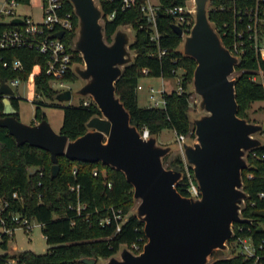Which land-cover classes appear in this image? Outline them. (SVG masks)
<instances>
[{"label":"water","instance_id":"water-1","mask_svg":"<svg viewBox=\"0 0 264 264\" xmlns=\"http://www.w3.org/2000/svg\"><path fill=\"white\" fill-rule=\"evenodd\" d=\"M77 18L71 49L82 62H74L72 72L80 80L76 88L58 90L57 102L91 97L99 113L85 123L86 131L69 138L55 131L43 118L27 124L15 117L11 103L14 89L1 80L2 116L18 144L25 142L50 152V176L59 172L58 156L86 162L101 161L120 170L133 187L137 202L133 214L143 222L147 241L135 253L127 244L108 257H83L82 264H208L212 252H229L234 223H251L243 216L249 197L244 188L243 170L254 169L249 152L264 147V122L238 115L236 77L232 76L241 56L233 54L210 18L211 0H185L193 17L192 26L182 33L177 50L195 60L190 91L196 94L197 111L188 110L194 136L181 142L161 144L157 133L142 137L131 122V114L117 93L116 82L125 68L134 63L136 40L131 25L119 24L107 40L104 10L100 0H68ZM160 14V11H158ZM20 23V17L12 18ZM134 32V33H133ZM59 30L52 35L62 37ZM180 149L185 164L192 168L200 187L199 196L182 194L176 184L184 172L169 168L165 157Z\"/></svg>","mask_w":264,"mask_h":264},{"label":"trees","instance_id":"trees-1","mask_svg":"<svg viewBox=\"0 0 264 264\" xmlns=\"http://www.w3.org/2000/svg\"><path fill=\"white\" fill-rule=\"evenodd\" d=\"M20 3L29 0H17ZM104 15L115 11L114 18L105 19V35L111 40V35L119 24L131 25L136 40L132 47L136 50L134 63L125 68L124 73L116 82V90L131 114V122L141 130L144 127L150 133H159L164 128H171L176 135L194 136V125L188 117L190 109V82L196 66L194 59L184 56L177 50L181 36L173 28V18L166 12L172 4H182L185 0H160V14L157 15V28L160 33L158 41L150 38L148 22L139 4L122 10L120 0H100ZM238 7L252 4L253 0H236ZM67 10H72L68 0H64ZM210 18L215 23L224 43L228 46L230 37L222 35L220 26L223 22L232 24L234 16L231 6L233 0H211ZM224 5L225 10L218 7ZM12 26L10 22H0V30ZM77 27L74 17V28L67 31L63 37L67 47L71 49L72 39ZM161 48L166 53L158 55ZM75 60L82 62V57L76 51ZM0 80L19 77L33 83L36 91L53 99L58 91L50 83V77L45 72V56L35 48L12 47L0 48ZM20 58L23 63L21 70L3 66L4 59ZM236 66V99L239 104L238 115L248 117L247 110L257 100H264V84L253 79L262 70L264 72V52L257 53L249 49ZM147 69V73L143 69ZM180 74L182 92L173 90L162 92L165 106H140L137 100V86L143 76L169 77ZM67 77L76 78L73 72ZM88 100V104H83ZM12 105L17 109L15 117L19 118L18 99L11 97ZM0 107H2L0 96ZM99 113V109L91 97L81 98L77 104L63 106V121L60 132L69 138H75L86 131L88 118ZM2 116V113L0 112ZM46 118V114L36 109L35 121ZM250 120V119H249ZM264 153V147L255 149ZM166 159V157H165ZM254 169L243 170L244 188L249 197L245 201L242 214L251 218V223H234V236L228 240L232 244L238 235H252L256 242L264 238V158H254L248 155ZM52 161L50 152L46 149L25 142L18 144L6 127L0 126V198L8 201V206L2 215L9 212H21L29 218H34L43 226L46 241L50 245L44 253L32 250H21L10 255L0 254V264H82L83 257H108L116 253L121 244L141 242L147 237L143 231V222L133 213L126 216L134 206L133 187L120 170L103 164L101 161L86 162L71 160L65 155L58 156L59 172L50 176ZM35 167L34 171H29ZM167 167L182 170L184 177L178 182L177 189L184 195L188 192L183 184L186 180L185 168L194 176L192 168L187 166L181 154L170 159ZM42 171V174H40ZM96 171V174H94ZM253 174L248 177V173ZM71 186H78L71 189ZM19 197L14 198L13 192ZM260 193H263L261 196ZM78 203L84 204L80 212ZM120 214L121 217H116ZM109 218L108 222H101ZM120 226L117 229V226ZM239 226L244 229L240 230ZM9 235L2 233L1 245L7 248ZM231 253L235 252L232 246ZM264 252V251H263ZM210 264H264V255L254 262L253 258H245L242 254L220 257Z\"/></svg>","mask_w":264,"mask_h":264},{"label":"built area","instance_id":"built-area-1","mask_svg":"<svg viewBox=\"0 0 264 264\" xmlns=\"http://www.w3.org/2000/svg\"><path fill=\"white\" fill-rule=\"evenodd\" d=\"M12 6L18 4L17 0H9ZM157 4L151 3L150 0H120V8L125 10L132 6L139 4L143 15L146 17L148 22V28L150 30V38L158 41L160 33L157 28V15L160 11L161 3L160 0ZM233 0L231 6L232 13L234 16L233 22L229 25L228 22H223L220 26L222 35L230 37L228 48L233 54L243 56L249 49H254L257 53L264 52V0H253L252 4H245L238 7ZM42 17L41 20L36 22L31 20L29 17L17 14L11 7L8 9H1V13L5 12L11 16V19L7 22L12 23V26L3 30H0V48L7 49L12 47H28L35 48L45 58V72L50 77V83H58L59 86H64L63 80L67 77L68 73L72 72V65L75 60V52L69 49L63 40L64 35L67 31H71L74 28V17L73 10H67L64 4V0H42ZM221 10H225L224 5L218 7ZM166 12L173 18V24H177L182 33L189 32L193 17L191 16L186 3L172 4L166 8ZM115 16V11L104 15L103 19H112ZM20 17L22 22L14 23L12 18ZM77 19V18H76ZM63 30L62 37H56L52 34L56 31ZM181 36V35H180ZM166 48H161L158 51V55L166 53ZM79 53V52H78ZM80 54V53H79ZM81 56V55H80ZM2 57L0 56V59ZM3 66L11 67L14 70H21L23 63L20 58L4 59ZM144 73H147V69H143ZM262 76V82L264 84V72L259 70ZM257 74V73H256ZM256 74L253 76L255 79ZM177 77V76H176ZM178 78L177 91L180 93L183 91L180 85L181 77ZM23 80L19 77L10 78L6 82L14 89ZM257 81V80H256ZM1 83V80H0ZM53 87V86H52ZM141 85L138 84L137 89ZM151 91H155L154 87L151 86ZM59 90V89H57ZM164 90L162 89L161 93ZM15 94V93H14ZM2 97V96H1ZM152 100L151 106L163 107L165 106V99L161 101L156 97L154 93L149 95ZM88 100H83V104H88ZM142 137L147 138L150 135L149 129L144 127L141 129ZM185 138V135H177V140L180 143ZM254 158H264V153L260 154L256 150L249 152ZM35 170V169H34ZM33 170V171H34ZM42 174V171H40ZM96 174V171H94ZM186 180L183 181L185 188L189 196H199L201 193L200 187L195 177L190 173L189 169L185 168ZM248 177H252L253 174L249 172ZM180 182V181H179ZM178 184V183H177ZM176 184V185H177ZM71 186V189L77 188ZM262 196L263 193H260ZM14 198L19 197L15 191L12 193ZM8 206V201L0 198V238L2 233H6L9 236L13 234L16 228H23L28 231L32 228V218L22 214L21 212H9L7 215H2V211ZM85 205L78 203L77 210L80 212L81 208ZM116 217H121L117 214ZM108 222L109 218L102 219L101 222ZM41 224V223H39ZM120 226H117L119 229ZM240 230H243V226H239ZM141 242H135L130 245L133 252L138 253L143 249ZM235 252L233 254H242L245 258H253L254 262H257L264 255V238L259 242H256L252 235H238L232 242ZM232 254V255H233ZM12 264H16V260H10Z\"/></svg>","mask_w":264,"mask_h":264},{"label":"rangeland","instance_id":"rangeland-1","mask_svg":"<svg viewBox=\"0 0 264 264\" xmlns=\"http://www.w3.org/2000/svg\"><path fill=\"white\" fill-rule=\"evenodd\" d=\"M151 3L157 4L158 0H150ZM42 0H29L28 2L18 3L15 6L10 3L9 0H0V11L1 9L13 8L17 14H20L25 17H29L33 21H40L42 17ZM211 5L209 4V9ZM11 19V16L8 13L0 12V22H7ZM134 33V32H133ZM183 72L182 69L178 70L177 77H180V74ZM238 71L232 75L236 77ZM176 76L169 77H160V76H143L139 79V84L141 88L137 89V100L140 106H149L152 103L149 95L154 93L158 99L163 98L162 88H165L166 92H171L176 90L178 87V78ZM257 81L262 80L261 74L258 72L255 76ZM64 86H59L58 83H52L54 89H65V88H76L80 85V80L76 78L66 77L63 80ZM151 86L154 87L155 91H151ZM15 96L18 99V111L19 119L27 124H33L35 122V113L37 107L40 108L42 112L46 114L47 120L51 124L52 128L55 131L60 132L62 121H63V106L68 104H77L81 101V98L72 97L69 102H57L53 99H50L44 95H40L34 85L28 83L27 81H20L17 85L14 86ZM190 111H197L196 104V94L191 93L190 96ZM248 117L250 120L257 122H264V100L254 101L251 107L247 110ZM258 135L264 137V133H259ZM187 137V136H185ZM177 135L175 131L171 128H164L157 134V139L161 144H171L176 141ZM181 154L180 149H174L169 154H167L164 164L167 166L170 159L174 158L175 155ZM183 158V156H182ZM34 167H30L29 171L32 172ZM137 202L131 210L126 213L128 216L130 213H133ZM32 228L28 231L23 228H16L14 234L7 240V249L10 254H16L21 250H32L36 253H44L50 246L46 241L43 226L38 223V221L32 218ZM1 241V238H0ZM229 244V243H228ZM131 249L130 247H128ZM229 252H223L219 249H216L212 252L208 264L214 261L217 258L231 256L232 244H229ZM7 252L5 248L0 243V254Z\"/></svg>","mask_w":264,"mask_h":264},{"label":"crops","instance_id":"crops-1","mask_svg":"<svg viewBox=\"0 0 264 264\" xmlns=\"http://www.w3.org/2000/svg\"><path fill=\"white\" fill-rule=\"evenodd\" d=\"M138 84H139V82H138ZM139 85H141V84H139ZM141 87H142V86H141ZM141 87H140V88H141ZM162 89L165 91V88H162ZM149 106H151V104H150ZM35 122H37V121H35ZM35 122H34V123H35ZM34 169H35V167H34ZM34 169H33V170H34ZM33 170H32V171H33ZM38 223H40V222H38ZM13 234H14V232H13ZM13 234H12V235H13ZM12 235H10L9 237H11ZM7 248H8V247H7ZM7 248H6V251H7L8 254H10V253L8 252V249H7ZM10 255H13V254H10Z\"/></svg>","mask_w":264,"mask_h":264},{"label":"flooded vegetation","instance_id":"flooded-vegetation-1","mask_svg":"<svg viewBox=\"0 0 264 264\" xmlns=\"http://www.w3.org/2000/svg\"><path fill=\"white\" fill-rule=\"evenodd\" d=\"M1 109H2V107H0V112H1ZM2 113V112H1ZM3 115V114H2ZM1 116V115H0Z\"/></svg>","mask_w":264,"mask_h":264}]
</instances>
